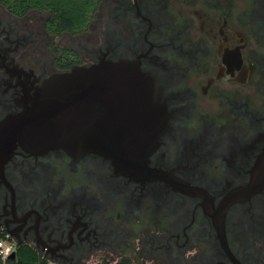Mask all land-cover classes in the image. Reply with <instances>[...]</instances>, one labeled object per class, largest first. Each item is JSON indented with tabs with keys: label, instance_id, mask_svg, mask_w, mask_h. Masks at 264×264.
Masks as SVG:
<instances>
[{
	"label": "flooded vegetation",
	"instance_id": "flooded-vegetation-1",
	"mask_svg": "<svg viewBox=\"0 0 264 264\" xmlns=\"http://www.w3.org/2000/svg\"><path fill=\"white\" fill-rule=\"evenodd\" d=\"M89 8L63 27L51 3L0 0V123L55 72L128 59L158 88L151 173L17 146L0 230L56 264H264V0Z\"/></svg>",
	"mask_w": 264,
	"mask_h": 264
},
{
	"label": "water",
	"instance_id": "water-1",
	"mask_svg": "<svg viewBox=\"0 0 264 264\" xmlns=\"http://www.w3.org/2000/svg\"><path fill=\"white\" fill-rule=\"evenodd\" d=\"M158 100L156 84L137 62L74 65L25 91L22 110L0 123V155L17 146L35 154L94 153L123 173L144 176L163 128Z\"/></svg>",
	"mask_w": 264,
	"mask_h": 264
},
{
	"label": "trees",
	"instance_id": "trees-1",
	"mask_svg": "<svg viewBox=\"0 0 264 264\" xmlns=\"http://www.w3.org/2000/svg\"><path fill=\"white\" fill-rule=\"evenodd\" d=\"M35 2L38 6L51 3L53 12L57 13L54 18H57L58 24L63 27H71L75 23L78 24L81 18L84 20L88 19L86 14L90 10L89 4H91L92 0H35ZM82 14H84L83 17L81 16ZM48 262L27 245H19L17 247L15 264H48Z\"/></svg>",
	"mask_w": 264,
	"mask_h": 264
},
{
	"label": "built area",
	"instance_id": "built-area-1",
	"mask_svg": "<svg viewBox=\"0 0 264 264\" xmlns=\"http://www.w3.org/2000/svg\"><path fill=\"white\" fill-rule=\"evenodd\" d=\"M18 244L15 239L5 230H0V264H15V259H11L12 252L17 251ZM48 264H56L49 261Z\"/></svg>",
	"mask_w": 264,
	"mask_h": 264
},
{
	"label": "crops",
	"instance_id": "crops-1",
	"mask_svg": "<svg viewBox=\"0 0 264 264\" xmlns=\"http://www.w3.org/2000/svg\"><path fill=\"white\" fill-rule=\"evenodd\" d=\"M49 263V262H48Z\"/></svg>",
	"mask_w": 264,
	"mask_h": 264
}]
</instances>
